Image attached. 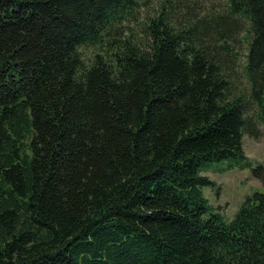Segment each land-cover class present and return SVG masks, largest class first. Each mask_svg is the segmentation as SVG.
<instances>
[{
    "label": "trees",
    "instance_id": "1",
    "mask_svg": "<svg viewBox=\"0 0 264 264\" xmlns=\"http://www.w3.org/2000/svg\"><path fill=\"white\" fill-rule=\"evenodd\" d=\"M260 124L264 0H0V264H264Z\"/></svg>",
    "mask_w": 264,
    "mask_h": 264
},
{
    "label": "rangeland",
    "instance_id": "2",
    "mask_svg": "<svg viewBox=\"0 0 264 264\" xmlns=\"http://www.w3.org/2000/svg\"><path fill=\"white\" fill-rule=\"evenodd\" d=\"M259 137H243L245 162L249 165H264V126L259 125ZM201 174L214 183L202 190L212 207H218L225 221L233 218L246 196L262 189L249 168H243L236 160L208 163L201 167Z\"/></svg>",
    "mask_w": 264,
    "mask_h": 264
}]
</instances>
